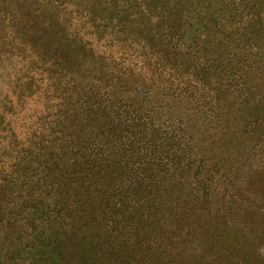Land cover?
<instances>
[{
	"label": "trees",
	"instance_id": "16d2710c",
	"mask_svg": "<svg viewBox=\"0 0 264 264\" xmlns=\"http://www.w3.org/2000/svg\"><path fill=\"white\" fill-rule=\"evenodd\" d=\"M0 76V264H168L250 207L264 0H0Z\"/></svg>",
	"mask_w": 264,
	"mask_h": 264
},
{
	"label": "rangeland",
	"instance_id": "374dc122",
	"mask_svg": "<svg viewBox=\"0 0 264 264\" xmlns=\"http://www.w3.org/2000/svg\"><path fill=\"white\" fill-rule=\"evenodd\" d=\"M72 1L83 5L95 0ZM259 162L255 159L241 164L242 175L243 171L251 174L241 183L243 188H236L231 195L238 201L252 198L250 207L237 205L231 212L235 213L232 221L204 222L201 227L195 224L196 233L185 244V250L168 264H264V172H251ZM195 210L200 211V207L195 206ZM153 262L165 264L157 254Z\"/></svg>",
	"mask_w": 264,
	"mask_h": 264
}]
</instances>
